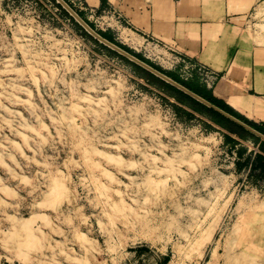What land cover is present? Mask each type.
<instances>
[{
  "label": "rangeland",
  "instance_id": "obj_1",
  "mask_svg": "<svg viewBox=\"0 0 264 264\" xmlns=\"http://www.w3.org/2000/svg\"><path fill=\"white\" fill-rule=\"evenodd\" d=\"M67 2L163 70L211 84L92 0ZM57 4L0 0V264H207L214 249L217 264H264L260 142L197 112Z\"/></svg>",
  "mask_w": 264,
  "mask_h": 264
},
{
  "label": "crops",
  "instance_id": "obj_2",
  "mask_svg": "<svg viewBox=\"0 0 264 264\" xmlns=\"http://www.w3.org/2000/svg\"><path fill=\"white\" fill-rule=\"evenodd\" d=\"M92 2L123 30L208 70L207 89L264 130V30L257 27L264 0Z\"/></svg>",
  "mask_w": 264,
  "mask_h": 264
},
{
  "label": "trees",
  "instance_id": "obj_3",
  "mask_svg": "<svg viewBox=\"0 0 264 264\" xmlns=\"http://www.w3.org/2000/svg\"><path fill=\"white\" fill-rule=\"evenodd\" d=\"M55 1V0H54ZM65 2H67V0H65ZM67 4H69L67 2ZM70 5V4H69ZM57 6L61 9V11H63L66 15H68L70 18H72L69 13L60 5L57 4ZM71 6V5H70ZM72 7V6H71ZM73 8V7H72ZM76 11V10H75ZM77 14L87 23L89 24V26L91 28L94 29V27L86 20L82 17V15L76 11ZM95 30V29H94ZM98 34H100L102 37H104L105 39H107L108 41L114 43L115 45L119 46L120 48L124 49L125 51L129 52L130 54H132L133 56L137 57L138 59H140L141 61L147 63L148 65H150L151 67L155 68L156 70L160 71L161 73L167 75L168 77H170L171 79H173L174 81H176L177 83L181 84L182 86L186 87L188 90L192 91L193 93L201 96L202 98H204L206 101L210 102L211 104H213L214 106L218 107L219 109L223 110L224 112L228 113L229 115L235 117L236 119L240 120L242 123L250 126L251 128H253L254 130L258 131L259 133H261L262 135H264V130L257 125L256 123L248 120L247 118H245L243 115H241L240 113L236 112L234 109H232L228 104H226L223 100L216 98L212 92L210 90H208L207 88H204L202 86H200L198 83H192V82H186L181 80L180 78L174 76L172 73L167 72L165 70H163L161 67L153 64L150 60H148L147 58H145L144 56H142L141 54L136 53L135 51H133L132 49H130L129 47L117 42L116 40H114L113 38L108 37L106 34H104L103 32H99L96 31ZM137 69L144 71L145 73H148L145 69H143L142 67L138 66L135 63H132ZM150 74V73H149ZM153 77V74H150ZM159 81H161L162 83L166 84L167 86L171 87L174 91H176L178 94L184 96L186 99H188L191 102L192 107L199 113H208L212 119L217 122L218 124L225 126L226 128H228L231 132L239 135V136H250L255 138L258 142H260L262 149L264 150V141L256 136L255 134H253L252 132H250L249 130H247L244 126L238 124L237 122L231 120L230 118L224 116L223 114H221L220 112L216 111L214 108L207 106L206 104L196 100L195 98H193L192 96L186 94L185 92L179 90L178 88H176L173 85H170L169 83H166L165 81L161 80L160 78L156 77ZM258 161L260 160H264V157L262 156H258Z\"/></svg>",
  "mask_w": 264,
  "mask_h": 264
},
{
  "label": "water",
  "instance_id": "obj_4",
  "mask_svg": "<svg viewBox=\"0 0 264 264\" xmlns=\"http://www.w3.org/2000/svg\"><path fill=\"white\" fill-rule=\"evenodd\" d=\"M59 4H61L63 6L64 9H66V11H68L70 13L71 16H73L75 18V20L89 33L91 34L94 38H96L97 40H99L101 43L109 46L110 48H112L113 50L119 52L120 54L124 55L125 57H127L128 59H130L131 61L135 62L136 64L142 66L143 68L147 69L148 71L152 72L153 74H155L156 76H158L159 78L163 79L164 81H166L167 83L177 87L178 89L182 90L183 92L187 93L188 95L192 96L193 98H195L196 100L206 104L209 107L214 108L216 111L220 112L221 114H223L224 116L230 118L231 120L237 122L238 124L244 126L247 130H249L250 132H252L253 134H255L256 136L262 138L264 140V135H262L261 133H259L258 131L254 130L253 128H251L250 126L242 123L240 120L236 119L235 117L229 115L228 113L224 112L223 110L219 109L218 107L214 106L213 104H211L210 102L206 101L204 98H202L201 96L193 93L192 91L188 90L186 87L182 86L181 84L177 83L176 81H174L173 79H171L170 77H168L167 75L161 73L160 71L156 70L155 68L151 67L150 65H148L147 63L141 61L140 59H138L137 57L133 56L132 54H130L129 52L125 51L124 49L120 48L119 46L115 45L114 43L108 41L107 39H105L104 37H102L100 34H98L93 28H91L89 26V24H87L78 14L77 12L69 5L67 4V2H65V0H56Z\"/></svg>",
  "mask_w": 264,
  "mask_h": 264
},
{
  "label": "bare ground",
  "instance_id": "obj_5",
  "mask_svg": "<svg viewBox=\"0 0 264 264\" xmlns=\"http://www.w3.org/2000/svg\"><path fill=\"white\" fill-rule=\"evenodd\" d=\"M257 208L260 209V210H263V211H264V203L261 204V205H258ZM28 220H29V219H28ZM27 222H28V221H25L24 224L27 223ZM22 225H23V224H22ZM218 256H219V252H218V250H217V249H214V251H213V253H212V257H213L212 259H213V260L208 261L207 264H217V262H218V260H219ZM225 257L229 258V253H228V254L226 253Z\"/></svg>",
  "mask_w": 264,
  "mask_h": 264
},
{
  "label": "built area",
  "instance_id": "obj_6",
  "mask_svg": "<svg viewBox=\"0 0 264 264\" xmlns=\"http://www.w3.org/2000/svg\"><path fill=\"white\" fill-rule=\"evenodd\" d=\"M167 264H177V263H175V262H173V261H170V262H168Z\"/></svg>",
  "mask_w": 264,
  "mask_h": 264
}]
</instances>
